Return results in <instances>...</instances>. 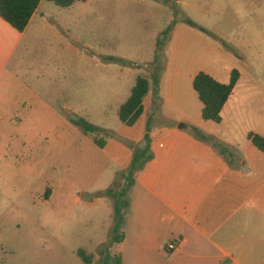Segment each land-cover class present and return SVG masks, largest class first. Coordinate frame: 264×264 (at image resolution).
Instances as JSON below:
<instances>
[{
	"label": "rangeland",
	"instance_id": "1",
	"mask_svg": "<svg viewBox=\"0 0 264 264\" xmlns=\"http://www.w3.org/2000/svg\"><path fill=\"white\" fill-rule=\"evenodd\" d=\"M194 3L197 9L186 11L179 0H88L70 16V37L34 48L35 68L31 77L24 73L37 78V95L9 116L6 101L0 104V264H85L80 249L93 255L92 264H104L114 203L96 194L120 181L124 154L101 151L71 119L84 118L107 130L99 138L132 149L138 131L124 127L118 111L140 75L151 79L157 40L172 23L166 52L170 47L187 97L196 95L190 79L199 72L229 83L237 69L264 87V0ZM233 40L244 42L242 55ZM242 108L248 126H257L264 103L251 98ZM110 254L118 256L114 246Z\"/></svg>",
	"mask_w": 264,
	"mask_h": 264
},
{
	"label": "crops",
	"instance_id": "2",
	"mask_svg": "<svg viewBox=\"0 0 264 264\" xmlns=\"http://www.w3.org/2000/svg\"><path fill=\"white\" fill-rule=\"evenodd\" d=\"M195 1L179 4L187 11L197 9ZM87 2L60 8L43 0L23 33L0 17V104L6 101L8 116L27 110L28 96L37 95V78H29L36 65L31 61L34 48L70 37V16ZM243 44L231 43L239 53ZM169 48L159 94L150 91L145 115L132 127L138 131L135 146L149 127L155 158L136 177L125 239L114 246L115 254L121 264H264V152L249 140L251 133L264 137V111L253 127L242 108L251 98L264 103L262 80L244 78L238 70L241 77L222 111V122H206L197 94H184L181 74L168 59ZM197 74L190 79L192 86ZM210 138L228 147L233 158L223 156ZM100 150L122 152V171L133 155V148L120 143L107 142ZM170 244L176 250H170Z\"/></svg>",
	"mask_w": 264,
	"mask_h": 264
},
{
	"label": "trees",
	"instance_id": "3",
	"mask_svg": "<svg viewBox=\"0 0 264 264\" xmlns=\"http://www.w3.org/2000/svg\"><path fill=\"white\" fill-rule=\"evenodd\" d=\"M43 0H0V17L10 24L20 33L25 32L29 26L35 12ZM60 8H70L78 2L86 0H48ZM169 1V0H168ZM176 1V0H175ZM176 6V5H175ZM175 23V22H174ZM172 23L157 40L154 61L150 65L151 79L139 76L136 79L135 86L132 88L130 97L121 105L118 116L121 123L128 127H134L145 115V99L153 90L157 97L160 90V84L165 72L167 58L166 46L170 40V35L175 24ZM184 23L203 33L210 34L208 30L201 27L189 18L184 19ZM106 62L131 66L132 63L116 57L104 58ZM241 74L238 70H233L229 83H222L210 74L199 72L193 80V89L196 92L199 101L202 104V119L206 122L219 124L222 122V111L231 98L234 89L239 82ZM71 122L85 135L94 137V143L100 149L107 145L105 139L99 138L100 133L107 132L106 129L96 126L84 118H72ZM212 141L215 147L223 156L231 160L232 151L223 144ZM249 140L261 152H264V137L251 133ZM133 155L129 166L120 173V181L114 182V185L104 191L96 194L97 198H110L114 203V225L111 232V241L105 245L102 254L105 256L104 264H121L119 256H112L110 251L113 246L120 244L125 239L124 227L126 216L131 207L130 193L135 185L136 177L142 173L148 164L155 158L152 151V140L149 134V127L143 141L138 145H133ZM50 192V191H48ZM48 196V194H47ZM77 255L85 264H92L93 255H88L84 250H79Z\"/></svg>",
	"mask_w": 264,
	"mask_h": 264
},
{
	"label": "built area",
	"instance_id": "4",
	"mask_svg": "<svg viewBox=\"0 0 264 264\" xmlns=\"http://www.w3.org/2000/svg\"><path fill=\"white\" fill-rule=\"evenodd\" d=\"M176 248H177V247H175L174 244H170V245H169V249H170V250H176Z\"/></svg>",
	"mask_w": 264,
	"mask_h": 264
}]
</instances>
